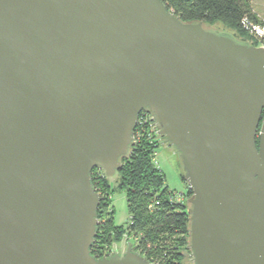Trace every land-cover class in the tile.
Returning <instances> with one entry per match:
<instances>
[{
  "label": "water",
  "instance_id": "95a60500",
  "mask_svg": "<svg viewBox=\"0 0 264 264\" xmlns=\"http://www.w3.org/2000/svg\"><path fill=\"white\" fill-rule=\"evenodd\" d=\"M181 156L193 264H264V47L161 0H0V264L92 254L141 113Z\"/></svg>",
  "mask_w": 264,
  "mask_h": 264
},
{
  "label": "trees",
  "instance_id": "16d2710c",
  "mask_svg": "<svg viewBox=\"0 0 264 264\" xmlns=\"http://www.w3.org/2000/svg\"><path fill=\"white\" fill-rule=\"evenodd\" d=\"M161 1L184 22L203 21L210 26L220 23L242 33L241 36L243 33L246 35L247 39L234 35L239 40L261 46L258 41L251 39L242 26L245 18L259 22L251 0ZM154 125L149 122L146 125L138 123L134 133L136 145L130 157L124 160L123 168L113 185L99 170L92 173L93 186L101 198L98 235L92 247V254L96 258L107 256L110 247L120 242L125 234L133 246L138 245L135 251L153 264H184L186 254L191 255L188 249L189 204L175 199L174 192L166 184V175L155 162L157 149L165 142ZM95 173L99 174V178H95ZM116 184V188L124 191L127 198L130 219L127 229L116 227L114 223L111 205L112 188ZM192 195L189 189L186 199Z\"/></svg>",
  "mask_w": 264,
  "mask_h": 264
},
{
  "label": "rangeland",
  "instance_id": "374dc122",
  "mask_svg": "<svg viewBox=\"0 0 264 264\" xmlns=\"http://www.w3.org/2000/svg\"><path fill=\"white\" fill-rule=\"evenodd\" d=\"M253 9L255 11V16L259 19V24L264 23V0H251ZM245 29V28H244ZM210 30L216 33H231L239 38H245L246 35L241 34L235 30L227 28L220 23H215L213 26H210ZM248 35L253 38V34L250 31H247ZM251 33V34H250ZM244 36V37H243ZM250 42H252L249 39ZM260 47V45L258 46ZM155 162L157 166L164 172L166 175V184L171 191L174 192V197L178 201L184 200L187 204L189 199H186V194L188 193L189 186L184 180L185 170L182 158L180 154L172 147L167 146V144L162 143L159 145ZM96 172V171H95ZM95 178H99V174L95 173ZM117 184L112 188V205L111 207L114 210V223L116 227H123L127 229L129 227V211L127 198L124 191L116 188ZM188 211V209H187ZM184 264H193L192 256L186 254Z\"/></svg>",
  "mask_w": 264,
  "mask_h": 264
},
{
  "label": "built area",
  "instance_id": "2783aa9c",
  "mask_svg": "<svg viewBox=\"0 0 264 264\" xmlns=\"http://www.w3.org/2000/svg\"><path fill=\"white\" fill-rule=\"evenodd\" d=\"M242 26H243V28H245V30L250 31L254 35L253 38L261 44V47H264V23L259 24V23H256L249 18H245L242 21ZM148 122L154 123L151 116L142 117L141 119H139L138 123H140L141 125H146V124H148ZM181 201H183V200H181ZM151 208H153V207H151ZM129 240H130L129 236L127 234H125L120 243H114L110 247L109 252L106 253L107 256H109L115 252L126 251L128 246H129V244H128ZM107 256H105V257H107Z\"/></svg>",
  "mask_w": 264,
  "mask_h": 264
},
{
  "label": "flooded vegetation",
  "instance_id": "af4514ba",
  "mask_svg": "<svg viewBox=\"0 0 264 264\" xmlns=\"http://www.w3.org/2000/svg\"><path fill=\"white\" fill-rule=\"evenodd\" d=\"M260 47H261V46H260ZM148 115H149V114L143 112V113H141L140 118L143 117V116H148ZM129 223H130V220H129ZM129 239H130V238H129ZM120 242H121V241H120ZM120 242H117V243H120ZM128 244H131L130 240H129ZM133 244H134V243H133ZM133 247H134V249H136V248L138 247V245H134Z\"/></svg>",
  "mask_w": 264,
  "mask_h": 264
},
{
  "label": "crops",
  "instance_id": "0c3cea01",
  "mask_svg": "<svg viewBox=\"0 0 264 264\" xmlns=\"http://www.w3.org/2000/svg\"><path fill=\"white\" fill-rule=\"evenodd\" d=\"M255 12V11H254Z\"/></svg>",
  "mask_w": 264,
  "mask_h": 264
}]
</instances>
